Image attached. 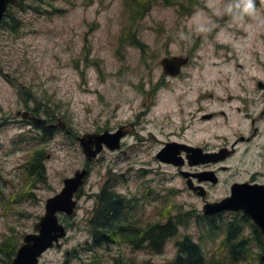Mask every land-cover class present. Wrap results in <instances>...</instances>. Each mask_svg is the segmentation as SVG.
Wrapping results in <instances>:
<instances>
[{
	"label": "rangeland",
	"instance_id": "374dc122",
	"mask_svg": "<svg viewBox=\"0 0 264 264\" xmlns=\"http://www.w3.org/2000/svg\"><path fill=\"white\" fill-rule=\"evenodd\" d=\"M128 1L21 0L24 6L11 7L0 25V264H12L24 234L35 231L47 197L87 163L90 173L76 194L77 213L62 217L73 224L39 264H166L175 260L186 235L203 245L202 264H256L259 259L261 249L252 242L256 258L250 251L234 260L223 233L240 215L204 219L202 196L191 192L185 176L157 152L170 139L163 124L173 128L192 118L188 103H204L207 109L239 103L244 112L206 122L208 141L231 144L251 135L255 125L261 132L254 141H241L236 156L223 162L234 168L220 171L221 181L217 187L209 184V196L225 194L234 180H264V87L258 84L264 81V0H254L252 15L235 8L237 0H151L134 20L130 12L148 0ZM130 30L141 42L123 37ZM168 55L192 60L179 75L165 74L161 59ZM149 104L150 122L143 125L141 114ZM18 109L58 125L48 137L42 123L19 117ZM138 115L140 134L88 160L78 134L114 130ZM36 150L46 168L42 178L38 167L37 173L31 171ZM105 184L145 205L139 206V219H124L128 231L117 242L96 249L89 218ZM185 211L192 218L180 223L162 251L130 242L141 238L147 224L176 221ZM253 234L247 226L238 236ZM8 240L10 246L3 244Z\"/></svg>",
	"mask_w": 264,
	"mask_h": 264
},
{
	"label": "water",
	"instance_id": "95a60500",
	"mask_svg": "<svg viewBox=\"0 0 264 264\" xmlns=\"http://www.w3.org/2000/svg\"><path fill=\"white\" fill-rule=\"evenodd\" d=\"M21 0H0V23L4 18L5 11L9 4L20 5ZM188 60L187 56L170 55L162 58L164 70L171 74H177L182 64ZM264 86V82H258ZM24 118L30 117L38 123L46 122V118L30 114L29 111H18ZM61 126L66 127V122L61 121ZM56 125V124H51ZM126 131L119 126L111 131H87L78 136V139L87 154L88 160L93 159L105 146L115 149L121 146V138ZM189 150L188 157L190 162L200 163L218 160L225 157L226 151L211 152L203 151L201 147L187 146L184 143L169 141L158 152L157 156L163 161L181 166L186 161V157L181 155V149ZM193 151V152H192ZM89 167L77 168L73 175L64 177L62 189L46 199L45 211L40 219L35 223V231L24 234L23 242L18 247L12 264H38L41 255L55 243L59 244L60 238L67 234L66 225L60 221V212L66 214H75L78 200L74 198L75 192L84 184L86 176L89 174ZM181 173L187 177L188 184L194 191L205 198L203 212L206 214L215 213L221 210L232 209L243 211L252 217L257 226L264 233V183L250 181H236L231 185V192L227 196L218 200L206 199V188L201 183L195 184L190 174H194L199 180L210 179L218 181V176L213 169H207L198 172L181 170ZM68 221L67 225H71Z\"/></svg>",
	"mask_w": 264,
	"mask_h": 264
},
{
	"label": "flooded vegetation",
	"instance_id": "af4514ba",
	"mask_svg": "<svg viewBox=\"0 0 264 264\" xmlns=\"http://www.w3.org/2000/svg\"><path fill=\"white\" fill-rule=\"evenodd\" d=\"M13 6H15V5L14 4L8 5V8L4 14V18H3L2 22L0 23V25L3 24L4 19L9 14V11H10L11 7H13ZM191 60H192V56L189 55V62ZM152 106L153 105L149 104L148 110L145 111L143 114H141V117H144V120L142 121L143 125H145L147 122H150L147 120V117L151 116V114H152V109H151ZM187 106L189 107L188 109L191 110L190 114L192 115V118L186 119V120H188V123L185 120L178 126H176V124H175L174 126H172L173 128H170V125L167 126L166 124H163L164 125L163 130H166L168 128L169 129L168 134L170 136V139L168 141H165L164 144L166 142H169V141H176L179 143H184L187 146L190 145L193 147H201L203 149V151H205V152H207V151H211V152L226 151L228 153H226L225 157L220 158L218 160L195 163V162H190V159L188 157V153H190V152H188L189 150L182 148L180 154L183 155L184 157H186V161L184 162V164L182 166H177L173 163L166 162V161H164V163L175 166L180 173H181V170H189L190 172H198V171L206 170L208 168L214 169L216 174L218 175V181H216V182H214L210 179H203V180L199 181L198 177L194 174H190V176H189L196 183L200 182L206 187V194H207L206 198L212 200L211 196H209V194H210L209 184H211V185L213 184V185H215V187H217L221 181L220 171H222V169L231 170L234 168V166H231L229 164H223V162H225L226 159H229L231 157L236 156L235 153L238 150L241 141H254V138H256L260 134L261 130H260L259 126L255 125L254 131L252 132L251 135L242 134L237 139H235L231 144L230 143L223 144L219 147L214 146L207 139V135L209 134L210 130L208 129V127H206V122H208V120H214L216 118H221L222 120L224 119L227 121L235 113L244 112V109H243L244 107L242 105H240L239 103H221V105H217V106L213 105L211 107V109H207L205 107L204 103H188ZM187 114H189V113H187ZM194 119H196V122H193ZM49 122H51V120ZM252 122L253 123L256 122L255 116L252 117ZM193 123H196V125H194ZM140 124H141L140 115H138L136 121H127V122L121 124L122 127L124 128V130L126 131L125 137H127L128 135H130L132 133L140 134V131H139ZM213 127H214V125H213ZM145 128H146V126H141L140 130H143ZM151 132L153 133V131H151ZM216 136H218V135H215V137ZM162 147H164V146H162ZM162 147L158 150V152L162 149ZM158 152H157V154H158ZM185 179H186V183H187V178L185 177ZM244 180H249L251 182H261V183L263 182L264 183V180H261V179L257 178L256 176L251 177L250 179H244ZM235 181H237V180H234L232 183H234ZM232 183L230 184L229 191L223 195H220L219 197H216V199H220V198L230 194ZM187 186H188L189 190L191 192H193L192 189H190V186L188 184H187ZM149 194H147V196ZM78 195H79V193H78ZM213 200H215V199H213ZM226 212H236L237 214L240 215V217L242 219V220L240 219V221H237L236 223L233 224V225L238 226V230H237L236 235L235 234L232 235L231 232H229L228 227L226 228V233H223L224 234L223 238L226 237V241L230 242V245H228L229 252L231 253L234 260L245 259V257L247 256L246 253L250 252V251H252L253 258L255 259L257 254H258L257 251L252 246V242H255L256 245L261 249V253H259V259L255 260V262H256V264H264V252H263V250H264V234L259 231L261 233V236L258 235L257 228H255L253 221L252 220L249 221V219H247V214H245L242 211L224 210V211L218 212L216 214H211L212 216H210V217L212 219L222 218ZM63 216H65V215L62 214L61 218ZM230 225H232V224H230ZM247 226L248 227L251 226V233H254L253 236L252 237L249 236L247 238H243L242 236H238L239 232ZM126 228H128V227H125L124 230ZM232 233H234V232H232ZM256 235H257V241H255ZM230 237H232V238L230 239ZM233 237H235V239ZM142 239H143V237L138 238V239L133 238V239H131L130 242L132 244L138 245L139 247H137V248H143L144 247V248L151 249L150 247H147V245H149V239H145V242L141 243ZM241 243H245V245H246L245 251L239 250L238 254L237 253L234 254L233 253L234 247H238ZM156 252H158V251H156ZM243 253H245V254H243ZM237 257H239V258H237Z\"/></svg>",
	"mask_w": 264,
	"mask_h": 264
},
{
	"label": "trees",
	"instance_id": "16d2710c",
	"mask_svg": "<svg viewBox=\"0 0 264 264\" xmlns=\"http://www.w3.org/2000/svg\"><path fill=\"white\" fill-rule=\"evenodd\" d=\"M132 1L133 0L128 1L129 5L130 3L135 4V2ZM166 1L171 2V0ZM150 2L151 0L140 1V3L137 5L140 8L133 9L129 14L131 20L137 19V17H142L149 9ZM24 4L25 3L22 2L21 5L24 6ZM127 32L128 37H123L128 38V40L131 41L141 42L137 38L136 31L130 30ZM52 130L53 128L48 125L44 127V132L48 137L52 135ZM34 155V163L31 166V171L35 172L36 168L38 167L39 175L42 178L44 177L45 166L43 163L40 164L41 151L36 150ZM97 197V204L94 208V213L89 218V230L93 240L94 248L96 249H98L100 246H103L104 244L117 242L120 236L128 230V228L124 230L126 227V225H124V219L128 218L129 216H134L139 219V206L144 207L145 205V203L138 202V200H132V198L128 199L123 193L117 191V189L114 187V184H105V186H103V188L98 192ZM202 216L204 219H208L211 215L202 214ZM189 217L192 218V214H190V211H185L178 214L176 221L170 219L167 222L157 221L147 224L145 226L146 228L143 230L144 234L141 236V238L143 237L141 243H144L145 239H149V245H147V247H150L154 251H162L167 239L170 236L176 235L175 233L177 232L180 223H186V221L189 220ZM232 225L228 226V230L232 235H236L238 226ZM185 226H189V223L185 224ZM257 233L259 236H261L259 229H257ZM231 238L232 237H230V239ZM233 238L235 239V237ZM255 241H257V236ZM9 242L11 241H4L3 244L10 246L11 244ZM245 248V243H241L238 247H234L233 253L238 254L239 250L245 251ZM202 250L203 245H201V243H197L189 235H186L185 239L179 242V253L175 260L169 261L166 264H202L206 261V258L203 256L204 252Z\"/></svg>",
	"mask_w": 264,
	"mask_h": 264
},
{
	"label": "clouds",
	"instance_id": "9594fccd",
	"mask_svg": "<svg viewBox=\"0 0 264 264\" xmlns=\"http://www.w3.org/2000/svg\"><path fill=\"white\" fill-rule=\"evenodd\" d=\"M235 8L240 9L245 14L252 15L255 11L254 0H237Z\"/></svg>",
	"mask_w": 264,
	"mask_h": 264
},
{
	"label": "bare ground",
	"instance_id": "6f19581e",
	"mask_svg": "<svg viewBox=\"0 0 264 264\" xmlns=\"http://www.w3.org/2000/svg\"><path fill=\"white\" fill-rule=\"evenodd\" d=\"M73 224V223H72ZM72 224L71 225H69V226H67V229L69 228V227H71L72 226Z\"/></svg>",
	"mask_w": 264,
	"mask_h": 264
}]
</instances>
